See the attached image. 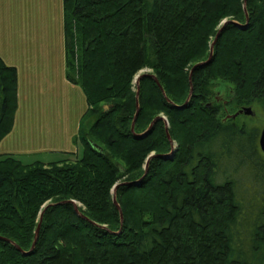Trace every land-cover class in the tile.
<instances>
[{
  "label": "trees",
  "instance_id": "obj_1",
  "mask_svg": "<svg viewBox=\"0 0 264 264\" xmlns=\"http://www.w3.org/2000/svg\"><path fill=\"white\" fill-rule=\"evenodd\" d=\"M63 12L65 75L88 104L83 151L0 154V264H264V153L243 144L237 117H218L225 105H208L219 79L233 88L229 112L264 110V0H63ZM247 16L246 29L231 22ZM226 17L212 60L192 71ZM145 67L160 85L142 77L137 97ZM17 109L18 71L0 57V142ZM161 113L178 146L145 174L147 157L174 149L163 118L137 138Z\"/></svg>",
  "mask_w": 264,
  "mask_h": 264
},
{
  "label": "crops",
  "instance_id": "obj_2",
  "mask_svg": "<svg viewBox=\"0 0 264 264\" xmlns=\"http://www.w3.org/2000/svg\"><path fill=\"white\" fill-rule=\"evenodd\" d=\"M24 1H28L26 2L27 8H25ZM55 1L58 0H49L50 13L48 12V25L45 27L38 19L42 14L38 17L37 11L34 14L30 11V0H0V57L8 65L15 66L18 71V109L13 129L0 142V154L23 156L41 151L43 153L49 151L74 152L72 149L76 143L73 137L78 134L80 122L88 104L80 86L70 82L65 75L63 0L56 2L57 7ZM8 5L10 8L6 10ZM51 75L54 79L58 78L57 83L52 82ZM36 81H41L43 84ZM50 91L53 94H58L59 91L65 93L66 107L64 109H68L65 116L67 121L71 120L69 110H75L74 122L67 124L69 130L73 128V131L63 135L65 143L62 145L59 143L63 136L57 137L54 125L48 124V129L44 131L41 125L31 128L39 129V133H36L37 130L17 131L19 126L23 127L25 120L23 117L22 122L19 121L21 107H23L22 101L26 106L27 114L32 109L33 99L42 97ZM53 110L58 112L57 107ZM26 144H29L27 145L29 148L22 147ZM39 145L41 147L38 148Z\"/></svg>",
  "mask_w": 264,
  "mask_h": 264
},
{
  "label": "rangeland",
  "instance_id": "obj_3",
  "mask_svg": "<svg viewBox=\"0 0 264 264\" xmlns=\"http://www.w3.org/2000/svg\"><path fill=\"white\" fill-rule=\"evenodd\" d=\"M58 1H60V0H58ZM58 1H55V3ZM26 2H28V1H26ZM26 2L24 1L25 8H27ZM57 6H58V3H56V7ZM49 7H50L49 0H30V11L33 12V14H34V12L37 11L38 17H39V15L42 14V16L39 17L38 19L40 22H43L45 27L48 25L47 15H48V12L50 13ZM8 8H10L9 5L7 6L6 10ZM57 14H58V9H57ZM22 17H23V15H22ZM229 19L230 18L226 17V18L222 19L220 21V23L217 25L215 32L210 37V51L208 52V54L205 55V57H203L202 61H200V62H203V61H206L209 59V57L211 55L212 47H213V52H214L215 44L213 42L217 36V33L219 32L220 29H222V25L225 24ZM57 24H58V22L56 23V25ZM5 40H6V38H5ZM200 62H196V61L192 62L189 65V68L192 65L195 66L196 64H198ZM57 70H58V68H57ZM143 74H145V76L154 75L157 78V76L155 75V72L152 68L145 67V68L141 69L134 76V79L132 82L134 90H137V91L139 90L138 87H140V82L138 81V77L140 75H143ZM52 75L50 76L51 78H52ZM52 79H53L52 80L53 83H55V82L57 83L58 78H56V79L52 78ZM157 80H158V78H157ZM191 81H192V79H191ZM37 83H39L41 85L43 84V82H41V81H38ZM215 85H216L214 88V93H216L215 97L209 99L210 101L208 102L209 103L208 105H210V104H214V105L219 104L220 106L225 105V107H223V109L220 112H218V114H217L218 117L223 120L225 118V117H223V115L227 114L226 115L227 117H230V115H232V113L227 110L226 104L232 100L231 95H232L233 88L227 82H224V81L219 80V79L215 81ZM193 89H194V87L191 88L190 93L193 92ZM82 93H83V91H82ZM33 101H34V103H33ZM33 101H32V106H31L32 109L27 114H26V106L24 104V101H22L23 107H21V111H20L21 113L19 116V121L22 122L23 117L25 118V120H24L23 127L19 126L17 128L18 129L17 131H20V132H32L33 130L36 131L37 129H31V128L33 126L39 127L40 125L42 127V130L44 131L47 128V125L49 124V125H54V128L56 129V133L58 134L57 137H59V138H61L63 135L65 136L67 133H69V131H71V133H72L73 128H71V130H69V125H67V124H69V123L72 124L74 122L75 110L74 109L69 110V113H70L69 116L71 117V120L67 121V119H65V116L68 112V109L67 110L64 109L66 107V105H65L66 96H65L64 92L59 91L58 94H53V92L50 91L48 94L43 95L42 97L34 98ZM246 106H251L253 111H254V114L253 115H246V114L242 113V114L237 116V118L235 119V122L239 126H247V135L244 136V140L242 141L243 144L247 146L251 142V139H252V141H254V140L259 141L260 131H261L262 127L264 126V110L261 109L256 104L244 105V106L240 107V109L243 107H246ZM54 107H57L58 112H56V111L54 112V110H53ZM106 107L107 106H105V108ZM54 115H55V117H54ZM159 115L164 117L163 119L165 120V123H166V130H167L168 136H170V134H169L170 122L168 120V117L164 113H161ZM92 122H93L92 117H90L89 119H86L85 123H84L86 128L91 126ZM29 123H30V128H29ZM37 132L39 133V129L36 131V133ZM256 132H257V134H256ZM76 135L73 137V140L76 138ZM64 136L62 137L61 143H59V145H62L65 143ZM170 141H172V145H173L174 149L171 150L169 153H171L173 155L175 149L178 146V143L176 142V140L172 139L171 137H170ZM27 145H29V144H26L22 147L23 148H29V146H27ZM43 146H47V145H43ZM39 147H41V145H39L38 148ZM72 150H74L73 155H68V156H65L62 154L60 155L61 152H59V151H54V152L49 151L48 153L47 152L43 153V151H41V152L36 153V154H29L28 153V154L23 155V156L18 155L17 157L21 158L25 163H31L35 160H42V161L50 162V161L59 160L60 158H66V157L70 158L71 160H75L82 155L83 148H82L81 143L77 142ZM172 151H173V153H172ZM147 159H148V157H147ZM147 159H146V161H147ZM145 166H146V164L144 165V167ZM146 173L147 172H145V174ZM117 184H120V183H117ZM117 184H115V185H117ZM114 186L111 189L112 198H113L115 205H117L118 208L120 209L121 219L123 222L124 216L122 214L123 213L122 208L117 201V190H115ZM62 201H66V200H62ZM62 201H60V202H62ZM75 203H76V206L78 207V209L82 205L78 201H75ZM48 204H49V202L46 203L44 206H46ZM42 212L40 213V218H41Z\"/></svg>",
  "mask_w": 264,
  "mask_h": 264
},
{
  "label": "water",
  "instance_id": "obj_4",
  "mask_svg": "<svg viewBox=\"0 0 264 264\" xmlns=\"http://www.w3.org/2000/svg\"><path fill=\"white\" fill-rule=\"evenodd\" d=\"M248 21H249L248 16H247V22H246L245 24H240V23H238V22H236V21L231 20V22L236 23V25H237L238 27H240L241 29H246V28L248 27V26H247V25H248ZM221 31H222V29H220L219 32L217 33V36H216V38H215V40H214V42H213L214 44H215L216 40L218 39V37L220 36ZM214 44H213V45H214ZM212 55H213V47H212V49H211V55H210L209 59L206 60V61H203V62H200V63L196 64V65L192 68V71H193L194 68L197 67L198 65H203V64H207V63H209V62L212 60ZM147 75H148V74H147ZM143 76H145V74L140 75V76L138 77V81H139V82H140V80H141V78H142ZM152 76H153L154 79L157 81V83L160 85V83H159V81L157 80V78H156L154 75H152ZM160 87H161V86H160ZM138 88H139V87H138ZM161 88H162V87H161ZM138 95H139V90L137 91V97H138ZM188 100H189V99H188ZM188 100H187L183 105H180V106H178V107H179V108H184V107L186 106ZM107 107H108V106H107ZM107 107H106V108H107ZM242 113H244V114H246V115H253V114H254V111H253V109H252L251 106H246V107L241 108V109H240L239 111H237L236 113L230 115V117H231V118H236L238 115H240V114H242ZM160 118H164V117H162V116H158V117H156V118L152 121V123L150 124V126L148 127V129H146V130H145L144 132H142V133L137 134V138L145 137V136L151 131V129L153 128L154 123H155L158 119H160ZM135 121H136V118L134 119V121H133V123H132V131H134ZM169 137H170V136H169ZM92 144H93L94 147H96L97 149H99L100 151H102V147H101L100 145H98L97 143H94V142H93ZM259 146H260V149L262 150V152L264 153V126H263L262 129H261V133H260V137H259ZM172 153H173V151H172ZM171 155H172L171 153H169V154H154V153H152V154L148 157V159H147V163H146V166H145V168H146V172L148 171V163H149V161H150V159H151L152 157H154V156H159V157H163L164 159H167V158H169ZM139 181H140V180L132 181V182H130V184H132V185H137V184L139 183ZM122 184H123V183H122ZM119 185H120V184H117V185L114 186L115 190H117V188H118ZM65 202H72V203L74 204V206H75V210H76V212H77L78 214H80V211H79L78 207L76 206V203H75L74 200H70V201H67V200H66V201L58 202V204H62V203H65ZM42 216H43V212H42V214H41V218H42ZM39 228H40V224L38 225V228H37V230H36V238H35V240H34V243H33V245H32L31 250L35 247V244H36V242H37ZM17 248H18L22 253H24V254H29L30 251H31V250H30V251L25 252V251H23L22 248H20L19 246H17Z\"/></svg>",
  "mask_w": 264,
  "mask_h": 264
},
{
  "label": "bare ground",
  "instance_id": "obj_5",
  "mask_svg": "<svg viewBox=\"0 0 264 264\" xmlns=\"http://www.w3.org/2000/svg\"><path fill=\"white\" fill-rule=\"evenodd\" d=\"M260 133H261V131H260ZM259 137H260V135H259Z\"/></svg>",
  "mask_w": 264,
  "mask_h": 264
}]
</instances>
